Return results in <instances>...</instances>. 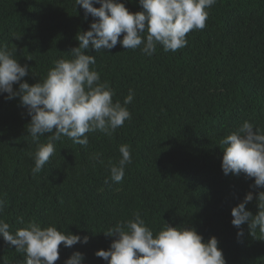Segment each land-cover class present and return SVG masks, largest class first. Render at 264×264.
<instances>
[{"label":"trees","instance_id":"obj_1","mask_svg":"<svg viewBox=\"0 0 264 264\" xmlns=\"http://www.w3.org/2000/svg\"><path fill=\"white\" fill-rule=\"evenodd\" d=\"M121 2L132 13L142 11L138 0ZM208 12L205 27L190 31L187 45L175 52L157 45L149 57L119 43L101 52L90 48L86 54L95 56L92 67L109 82L114 101L123 104L134 91L126 105L131 119L111 136L86 133L87 147L62 137L40 173L32 172L37 145L27 132L31 118L18 97L0 94V199L7 202L0 219L11 232L24 226L17 222L23 217L87 235L86 244L61 245L55 264L77 251L83 264H107L95 255L114 239L103 232L139 212L154 232L165 221L195 228L205 242L215 236L226 264H264V233L257 228L250 234L245 224L238 238L231 224V209L249 191L254 199L246 210L257 213L256 195L264 189L250 187L254 178L243 173L223 174L220 144L244 121L264 131V0H217ZM93 19L75 0H0V47L29 66L23 80L31 86L54 61L70 57L77 33ZM121 144L130 146L132 159L115 183L108 162L121 158ZM24 259L0 237V264Z\"/></svg>","mask_w":264,"mask_h":264},{"label":"clouds","instance_id":"obj_2","mask_svg":"<svg viewBox=\"0 0 264 264\" xmlns=\"http://www.w3.org/2000/svg\"><path fill=\"white\" fill-rule=\"evenodd\" d=\"M138 3L142 11L132 13L121 0H75V7L79 5L84 10L85 18L89 14L94 18L89 29L77 33L78 46L68 51L69 58L54 61L43 80L31 86L23 80L30 72L29 66L21 65L12 50L0 47V94L6 93L7 100L18 97L31 118L27 132L37 145L34 174L40 173L49 162L56 151V142L62 137L87 147L86 133L99 131L111 136L131 119L126 105L132 102L134 91L129 89L123 104L114 101L115 92L109 82L101 81L99 72L92 67L96 64L95 56L86 54L90 48L101 52L119 43L125 49L140 48L149 57L157 51V45L165 52H175L187 45L190 31L205 27L208 9L217 0H138ZM14 84L18 89L14 90ZM41 136L47 137L45 143L40 142ZM220 144L223 174L243 173L254 178L250 187L264 189V131L244 121L222 138ZM118 151L121 154L118 162H108L110 179L115 183L122 181L125 166L132 159L128 144H121ZM99 157L100 154H95L93 159L103 164ZM253 199L249 191L231 209V224L238 229V238L244 235L241 226L245 224L250 234L257 228L264 233V191L256 195L255 215L246 210ZM6 204V200L0 199V213ZM17 222L24 226L13 233L10 224L0 219V237L25 254L23 264H55L60 258L61 245L70 248L77 243L86 244L89 239L87 235H74L53 225L25 223L23 217ZM103 233L114 239L107 250H97L95 255L107 264H226L215 236L205 242L195 228L183 224L171 226L165 221L154 232L139 212L131 219L116 222ZM83 261L84 255L77 251L64 264H83Z\"/></svg>","mask_w":264,"mask_h":264}]
</instances>
